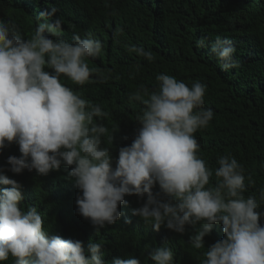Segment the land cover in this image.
Returning <instances> with one entry per match:
<instances>
[{"label":"clouds","instance_id":"obj_1","mask_svg":"<svg viewBox=\"0 0 264 264\" xmlns=\"http://www.w3.org/2000/svg\"><path fill=\"white\" fill-rule=\"evenodd\" d=\"M52 1L27 0L31 11L39 6L44 10L35 16L30 38L15 24L0 20V153L12 144L20 153L0 165V185L6 186L0 188V262L11 257L14 264H141L131 255L105 261L102 243L90 240L85 246L80 240L49 236L37 208L22 204L23 186L7 175L35 171L47 176L64 167L70 168L67 175L78 189L77 214L96 233L117 223L125 197L135 196L142 203L131 209L133 216L153 231L164 227L184 234L191 226L194 234L188 242L196 250L205 249L204 237L214 225H222L223 238L207 247L201 264H264V210L258 211L264 188L258 197L245 196L241 163L223 155L213 170L198 155L194 133L214 117L213 110L204 107L207 84L197 81L189 87L160 73L155 77L158 90L137 88L129 100L144 106L136 117L140 127L114 159L110 150L117 130L100 122L109 113L61 82L62 77L80 86L106 82L108 76L94 79L96 69L88 64L104 51V44L91 33L65 30L64 22L76 25L78 9L73 15H55ZM66 2L68 7L71 0ZM260 7L264 0H233L226 15L235 19L242 8ZM122 32L116 29L113 38ZM196 44L209 50L221 70L240 67L231 41L201 38ZM127 50L147 62L155 60L142 46L129 45ZM140 67L135 65L137 72ZM105 141L110 146H104ZM148 258L154 264H174V252L166 244L152 249Z\"/></svg>","mask_w":264,"mask_h":264},{"label":"trees","instance_id":"obj_2","mask_svg":"<svg viewBox=\"0 0 264 264\" xmlns=\"http://www.w3.org/2000/svg\"><path fill=\"white\" fill-rule=\"evenodd\" d=\"M50 5L57 9L55 15H73L78 9L76 25L64 22V29L81 36L91 33L104 44V51L89 59L88 64L96 69L94 79L108 76L106 82L80 86L64 77L61 82L109 113L100 122L110 131L117 130L110 150L114 159L120 147L131 144L140 127L136 117L144 106L130 101L131 93L142 86L158 90L155 77L160 73L174 76L189 87L200 81L207 84L204 107L212 109L214 117L208 127L194 133L200 145L198 155L213 170L218 168L220 156L234 157L245 169V196L258 197L264 188V7L242 8L235 19H230L226 11L233 7V0H71L68 7L66 0H53ZM43 11L40 6L31 11L27 0H0V20L15 24L26 39L36 27L35 16ZM118 28L123 32L114 39ZM217 37L236 47L239 68L225 72L207 48L197 47L201 38L213 42ZM129 45L151 50L155 60L150 63L130 53ZM137 64L141 66L138 72ZM132 73L135 76L130 79ZM104 146L110 145L105 141ZM9 155H20L17 145L0 153V165ZM68 171L70 168L62 167L47 176H37L35 171L7 175L23 186L22 204L37 208L49 236L80 240L85 246L90 240L102 243L105 261L131 255L139 258L141 264H154L148 258L149 252L166 244L174 252V264H201L207 247L224 236L222 225L216 224L204 237L205 249L196 250L188 242L194 234L191 226L186 227L184 234L164 227L153 231L131 214V209L142 203L135 196L125 197L127 204L120 205L123 214L117 223L96 233L77 214L78 189ZM210 183H216L214 176ZM3 187L6 186L0 185ZM260 210H264V203ZM260 223L264 224V220ZM0 264L14 261L10 257Z\"/></svg>","mask_w":264,"mask_h":264}]
</instances>
